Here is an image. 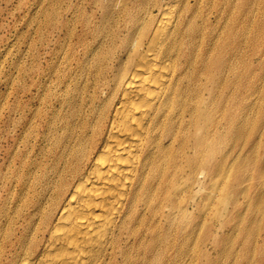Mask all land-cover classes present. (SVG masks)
Wrapping results in <instances>:
<instances>
[{
    "label": "bare ground",
    "instance_id": "6f19581e",
    "mask_svg": "<svg viewBox=\"0 0 264 264\" xmlns=\"http://www.w3.org/2000/svg\"><path fill=\"white\" fill-rule=\"evenodd\" d=\"M255 3L45 0L0 102V264H188L211 198L264 204V181L223 185L244 146L264 163ZM223 225L221 253L245 226ZM253 241L236 264H264Z\"/></svg>",
    "mask_w": 264,
    "mask_h": 264
},
{
    "label": "rangeland",
    "instance_id": "374dc122",
    "mask_svg": "<svg viewBox=\"0 0 264 264\" xmlns=\"http://www.w3.org/2000/svg\"><path fill=\"white\" fill-rule=\"evenodd\" d=\"M44 3L45 0H0V102H3L4 94H7V100L12 98L10 82H12V77L16 73L15 63L20 61L26 64L28 61L30 24L32 19L43 18L41 8ZM255 6L257 15L264 12V0H256ZM263 19L259 18L258 21L261 22ZM261 51H264V42L257 41L255 52L260 53ZM257 73L259 75L256 85L258 92L264 93V67H258ZM257 119L264 120V111L262 116L260 114L255 116L256 122H258ZM1 134L4 135L0 138V167L4 168L3 163L7 156V150L13 144V139L5 133ZM243 138L244 136L241 141ZM243 141H245V138ZM255 153L256 149L249 150L248 145L241 148L242 156L249 154L251 169L246 170L247 172L244 170L240 172V170L231 168L226 178L227 182L223 185L230 186L234 182L233 176L238 175V180L241 182L238 191L244 184L250 183L253 189L257 188L264 181V163H261L259 168L253 172V161L251 159L255 156ZM261 155L264 158L263 150H261ZM240 164H244V161H240ZM260 177H262L261 181L254 182ZM209 205L207 220L210 234H208L209 240L206 248L211 254L208 252L203 254L201 249L195 246L190 251L191 259H189L188 264H200V262L201 264H236V261L240 260V255L246 246L254 245L253 239L255 237L258 235L264 237V211L261 209L264 204L249 205L242 196H239V199L236 196L235 204H224L225 210H221L220 204L217 203L215 198L209 200ZM249 219L252 220V224H250ZM241 220L245 224L244 227L241 229L236 228L232 234L224 236L219 241V244L223 245L222 253L220 248L217 247L212 250V241L216 238L213 235L221 232L220 226L224 223V228L231 227L235 223L238 224ZM256 254L264 256V244L260 247V252ZM177 264L184 263L178 260ZM242 264H246V262H242Z\"/></svg>",
    "mask_w": 264,
    "mask_h": 264
}]
</instances>
